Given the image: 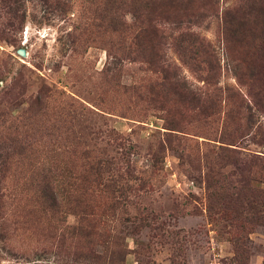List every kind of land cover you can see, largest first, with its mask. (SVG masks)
I'll return each mask as SVG.
<instances>
[{"label": "rangeland", "instance_id": "374dc122", "mask_svg": "<svg viewBox=\"0 0 264 264\" xmlns=\"http://www.w3.org/2000/svg\"><path fill=\"white\" fill-rule=\"evenodd\" d=\"M0 264H264V0H0Z\"/></svg>", "mask_w": 264, "mask_h": 264}]
</instances>
